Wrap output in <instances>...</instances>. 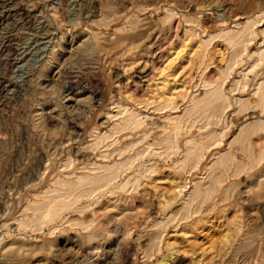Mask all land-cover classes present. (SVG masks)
I'll return each instance as SVG.
<instances>
[{"label":"rangeland","instance_id":"obj_1","mask_svg":"<svg viewBox=\"0 0 264 264\" xmlns=\"http://www.w3.org/2000/svg\"><path fill=\"white\" fill-rule=\"evenodd\" d=\"M0 264H264V0H0Z\"/></svg>","mask_w":264,"mask_h":264},{"label":"bare ground","instance_id":"obj_2","mask_svg":"<svg viewBox=\"0 0 264 264\" xmlns=\"http://www.w3.org/2000/svg\"><path fill=\"white\" fill-rule=\"evenodd\" d=\"M257 127H258V125H257ZM172 137V136H171ZM169 142V141H168ZM172 142V141H171ZM186 159V158H185ZM183 161V160H182ZM107 178V177H106ZM198 189V188H197ZM198 192V191H197ZM196 193V192H195ZM47 199V198H46Z\"/></svg>","mask_w":264,"mask_h":264}]
</instances>
